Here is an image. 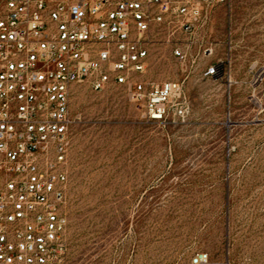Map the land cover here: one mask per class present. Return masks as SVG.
Instances as JSON below:
<instances>
[{"label": "rangeland", "instance_id": "rangeland-1", "mask_svg": "<svg viewBox=\"0 0 264 264\" xmlns=\"http://www.w3.org/2000/svg\"><path fill=\"white\" fill-rule=\"evenodd\" d=\"M196 35L185 45L213 55L195 70L164 45L144 76L182 84L184 122H147L120 87H75L62 264H264V0L217 6ZM225 58L229 73L204 74Z\"/></svg>", "mask_w": 264, "mask_h": 264}, {"label": "built area", "instance_id": "built-area-1", "mask_svg": "<svg viewBox=\"0 0 264 264\" xmlns=\"http://www.w3.org/2000/svg\"><path fill=\"white\" fill-rule=\"evenodd\" d=\"M229 3L0 0V264L63 263L75 87H120L147 122H184L182 84L144 76L164 45L180 64L191 59L184 72L212 56V47L192 53L185 44L197 40L214 8ZM226 59L204 74L229 73ZM260 202L264 216V186ZM208 260L199 254L191 264Z\"/></svg>", "mask_w": 264, "mask_h": 264}]
</instances>
